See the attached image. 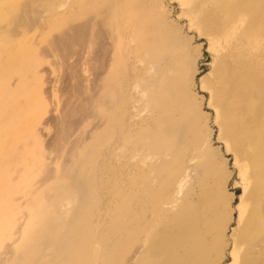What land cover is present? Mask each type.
Returning <instances> with one entry per match:
<instances>
[{
  "label": "rangeland",
  "instance_id": "rangeland-1",
  "mask_svg": "<svg viewBox=\"0 0 264 264\" xmlns=\"http://www.w3.org/2000/svg\"><path fill=\"white\" fill-rule=\"evenodd\" d=\"M181 2L0 0V264H140L163 234L179 239L166 264H233L237 248L264 264V226L241 218L250 202L264 221V168L244 174L213 102L219 64L264 74V52L211 44ZM156 121L179 133L181 159L138 193L151 154L170 157L155 153Z\"/></svg>",
  "mask_w": 264,
  "mask_h": 264
},
{
  "label": "bare ground",
  "instance_id": "bare-ground-1",
  "mask_svg": "<svg viewBox=\"0 0 264 264\" xmlns=\"http://www.w3.org/2000/svg\"><path fill=\"white\" fill-rule=\"evenodd\" d=\"M182 4L186 5L188 14H193L192 22L201 31L206 32L212 38L211 44H215L220 39H228L230 36V46L236 48L240 46L242 40H245L250 45L252 52H264V0H181ZM99 12L106 14L107 4L100 5ZM214 10L211 17L206 16V12ZM134 14V13H133ZM135 15V14H134ZM213 15V16H212ZM221 19L220 24L217 20ZM215 23V25H213ZM88 24V23H87ZM142 30L147 32V38L152 41L155 34L151 33L147 27ZM224 33L223 37L222 35ZM140 34V33H139ZM142 36V32L141 35ZM188 57L185 62L188 63ZM250 65V64H249ZM253 63L251 64V66ZM239 70L235 67L233 71ZM236 75L238 72H235ZM188 70L184 72V81H186ZM241 75L240 73L238 74ZM235 77L227 75V68L225 65L219 64L218 68V85L213 88V102L216 106L221 128L224 130V140L228 149H234L237 155L241 153L243 157V171L246 176H256L259 168H264V74L253 68L244 77ZM172 98L177 99L178 93L173 92ZM172 99V101H173ZM169 101H171L169 99ZM187 111H183L184 113ZM156 126L152 131L155 138V153L163 152L165 155H170L168 162L156 164L155 155L151 154V162L149 165L151 169L147 173L139 176L140 182L136 183L134 187L139 193L144 187V181L149 180L151 174L156 173L158 169L172 168L177 166L181 159V155L175 151L180 144L179 133H170L160 127V122H155ZM203 160L207 163L213 162V152L210 149L203 153ZM154 164V165H153ZM216 167V168H214ZM211 167L215 170L219 166ZM259 167V168H258ZM258 168V169H257ZM214 170V171H215ZM177 180L176 174L172 171L166 173L165 179L162 182ZM172 182V183H173ZM57 182L53 191L63 189V183ZM152 192V191H151ZM71 194V193H70ZM69 194V196H70ZM68 195L66 197H69ZM185 213L190 217V206H183ZM258 205L253 203H245L243 212H241L242 223L245 228L251 229L252 232H258V227L264 226V221H261ZM179 217V215H176ZM257 220H259L257 222ZM253 239V238H252ZM179 239L177 237H170L168 235H161L158 238H150L147 247L140 257V264H166L167 252L165 249L168 245L173 246L172 251L177 246ZM197 236L192 235L191 242H196ZM251 238L245 239L244 245L249 244ZM192 244V245H193ZM201 257V256H200ZM199 256L197 257L200 258ZM241 249L235 250V257L233 264H242ZM176 264H184L181 259L175 261Z\"/></svg>",
  "mask_w": 264,
  "mask_h": 264
}]
</instances>
